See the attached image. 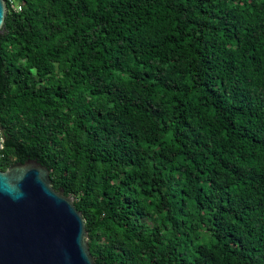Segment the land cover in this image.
<instances>
[{"label": "trees", "instance_id": "obj_1", "mask_svg": "<svg viewBox=\"0 0 264 264\" xmlns=\"http://www.w3.org/2000/svg\"><path fill=\"white\" fill-rule=\"evenodd\" d=\"M14 1L0 169L46 165L96 264H264V0Z\"/></svg>", "mask_w": 264, "mask_h": 264}, {"label": "water", "instance_id": "obj_2", "mask_svg": "<svg viewBox=\"0 0 264 264\" xmlns=\"http://www.w3.org/2000/svg\"><path fill=\"white\" fill-rule=\"evenodd\" d=\"M6 13L0 0V31ZM75 201L37 159L0 169V264H96Z\"/></svg>", "mask_w": 264, "mask_h": 264}, {"label": "built area", "instance_id": "obj_3", "mask_svg": "<svg viewBox=\"0 0 264 264\" xmlns=\"http://www.w3.org/2000/svg\"><path fill=\"white\" fill-rule=\"evenodd\" d=\"M11 5L12 7H14L17 10H21L22 9V5L14 0H11Z\"/></svg>", "mask_w": 264, "mask_h": 264}]
</instances>
